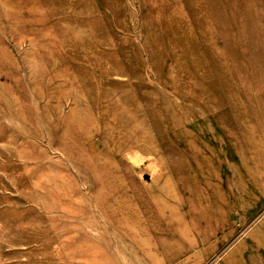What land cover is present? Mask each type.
Instances as JSON below:
<instances>
[{"label": "rangeland", "instance_id": "374dc122", "mask_svg": "<svg viewBox=\"0 0 264 264\" xmlns=\"http://www.w3.org/2000/svg\"><path fill=\"white\" fill-rule=\"evenodd\" d=\"M0 264H264V0H0Z\"/></svg>", "mask_w": 264, "mask_h": 264}, {"label": "bare ground", "instance_id": "6f19581e", "mask_svg": "<svg viewBox=\"0 0 264 264\" xmlns=\"http://www.w3.org/2000/svg\"><path fill=\"white\" fill-rule=\"evenodd\" d=\"M174 219V218H173ZM170 223L172 222L171 220L169 221ZM174 222V221H173Z\"/></svg>", "mask_w": 264, "mask_h": 264}]
</instances>
